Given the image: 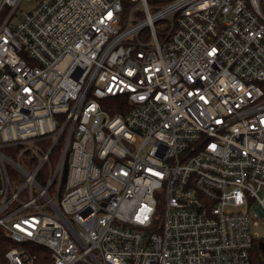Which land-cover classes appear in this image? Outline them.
I'll return each instance as SVG.
<instances>
[{"label": "built area", "instance_id": "1", "mask_svg": "<svg viewBox=\"0 0 264 264\" xmlns=\"http://www.w3.org/2000/svg\"><path fill=\"white\" fill-rule=\"evenodd\" d=\"M23 1L0 0L6 264H264V0Z\"/></svg>", "mask_w": 264, "mask_h": 264}, {"label": "trees", "instance_id": "2", "mask_svg": "<svg viewBox=\"0 0 264 264\" xmlns=\"http://www.w3.org/2000/svg\"><path fill=\"white\" fill-rule=\"evenodd\" d=\"M118 111H112V114H117ZM15 247L10 241L7 234L0 229V264H6L5 253L7 250ZM31 253L36 257L30 264H53L51 251L45 247L35 246L31 247Z\"/></svg>", "mask_w": 264, "mask_h": 264}, {"label": "rangeland", "instance_id": "3", "mask_svg": "<svg viewBox=\"0 0 264 264\" xmlns=\"http://www.w3.org/2000/svg\"><path fill=\"white\" fill-rule=\"evenodd\" d=\"M36 5L35 0H24L23 3L21 4V9L22 11H28L32 9ZM160 217L163 215L162 212L158 213ZM252 232H256L259 234L261 238L264 239V224L260 223L258 227H253ZM262 259L264 260V256H262Z\"/></svg>", "mask_w": 264, "mask_h": 264}, {"label": "water", "instance_id": "4", "mask_svg": "<svg viewBox=\"0 0 264 264\" xmlns=\"http://www.w3.org/2000/svg\"><path fill=\"white\" fill-rule=\"evenodd\" d=\"M261 247L264 249V246H263V244H261Z\"/></svg>", "mask_w": 264, "mask_h": 264}]
</instances>
